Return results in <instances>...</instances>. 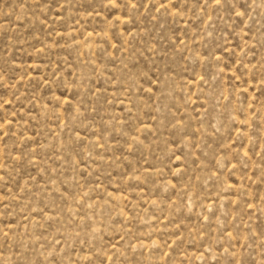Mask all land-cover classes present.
<instances>
[{
	"label": "rangeland",
	"instance_id": "obj_1",
	"mask_svg": "<svg viewBox=\"0 0 264 264\" xmlns=\"http://www.w3.org/2000/svg\"><path fill=\"white\" fill-rule=\"evenodd\" d=\"M0 264H264V0H0Z\"/></svg>",
	"mask_w": 264,
	"mask_h": 264
}]
</instances>
